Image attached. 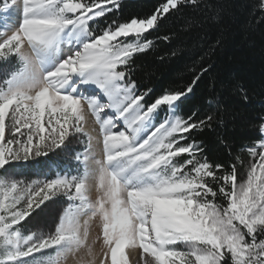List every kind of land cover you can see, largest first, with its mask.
<instances>
[{
  "label": "snow or ice",
  "instance_id": "obj_1",
  "mask_svg": "<svg viewBox=\"0 0 264 264\" xmlns=\"http://www.w3.org/2000/svg\"><path fill=\"white\" fill-rule=\"evenodd\" d=\"M187 3L197 0H161L146 16L101 27L98 18L118 11L120 0H0V62L17 61L0 85V175L14 162L63 150L73 135L87 136L74 154L82 172L0 181V264L91 254L94 218L103 237L99 264H130L133 255L138 264H264V117L261 139L245 146L251 159L238 183L235 163L211 162L189 139L213 116L177 112L207 68L156 97L132 78L134 56L154 44L150 32ZM13 8L20 10L15 24ZM89 113L102 159L83 126ZM57 194L70 203L54 232L24 235L21 222ZM53 248L56 259L44 255Z\"/></svg>",
  "mask_w": 264,
  "mask_h": 264
},
{
  "label": "trees",
  "instance_id": "obj_2",
  "mask_svg": "<svg viewBox=\"0 0 264 264\" xmlns=\"http://www.w3.org/2000/svg\"><path fill=\"white\" fill-rule=\"evenodd\" d=\"M160 2L120 0L118 11L97 22L103 27L113 19L143 17ZM149 35L154 44L134 56L132 78L141 90L150 88L156 97L185 88L202 68H207L193 91L178 102L177 112L183 116L196 113L200 119L212 115L211 126L193 131L189 139L202 146L211 162L229 169L235 163L238 182L245 179L251 158L244 149L261 139L258 124L264 117V0H197L195 5L182 4ZM10 67H0V85L14 71ZM84 145V136L73 135L63 150L28 162H14L7 166V172H15L17 180L25 183L78 169L82 172L74 154ZM58 220L59 214L52 213L53 228ZM28 221L19 225L24 234L32 231L26 225ZM44 255L52 256V251L44 250Z\"/></svg>",
  "mask_w": 264,
  "mask_h": 264
},
{
  "label": "rangeland",
  "instance_id": "obj_3",
  "mask_svg": "<svg viewBox=\"0 0 264 264\" xmlns=\"http://www.w3.org/2000/svg\"><path fill=\"white\" fill-rule=\"evenodd\" d=\"M14 13H17V16H16V23H17L20 18L19 8H13L12 14ZM9 64H11L10 69L16 70L17 61L15 59H13L12 61L8 63L0 64V67L1 69H5ZM4 75H6V73ZM0 79H1V76H0ZM83 126H84L85 131L93 137V154L96 156V159H102L103 156H102L101 148L97 146L95 143V137L97 135L99 126L96 123L95 118L91 113L88 114L87 120L83 122ZM76 135H81V134H76ZM84 137H85V145H84V148H85L87 146V136H84ZM83 150L78 151V152L82 153ZM81 169L83 171L82 166H81ZM15 175H16L15 172H7L3 175H0V181H3L4 183H10L13 179L17 180ZM4 194H5V189L3 187H0V198H3ZM9 195H14V193H9ZM91 197H93L92 199H95L96 197L95 191L91 194ZM55 198H58V200H55ZM69 203L70 202L63 195L57 194L56 197H54L52 200L47 202V207L45 208L43 212L39 213L38 215L34 213L31 219L30 218L27 219L29 221L27 222L26 225L28 227H31L32 231H30L27 234H24V233L23 234L29 235L35 232L37 234L47 235V234L53 233L55 228H53V226H51V223H50L52 213L54 215L59 214V218H60V216L63 215L64 210L66 209ZM87 243L89 247L91 248V254H89L88 248H85L81 252H79L75 257H70L67 260H63L61 258L58 261V264H89V262L92 261L93 259H95L96 264H99V259L101 258V252L103 248V237H102V228L99 226L98 218H94L90 225V232H89ZM49 250L52 251L51 257L53 259H56L55 249L53 248ZM129 260H130V264H138L137 256L135 257L129 256Z\"/></svg>",
  "mask_w": 264,
  "mask_h": 264
},
{
  "label": "bare ground",
  "instance_id": "obj_4",
  "mask_svg": "<svg viewBox=\"0 0 264 264\" xmlns=\"http://www.w3.org/2000/svg\"><path fill=\"white\" fill-rule=\"evenodd\" d=\"M16 16H17V13H14V14H12V22H13V24H15L16 23ZM92 125V124H91ZM95 190L94 189H92V192H91V194L94 192ZM91 198H93V197H91ZM134 256V255H133ZM135 257V256H134Z\"/></svg>",
  "mask_w": 264,
  "mask_h": 264
}]
</instances>
